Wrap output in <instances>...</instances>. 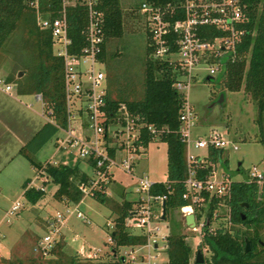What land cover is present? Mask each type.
<instances>
[{
  "label": "trees",
  "instance_id": "trees-1",
  "mask_svg": "<svg viewBox=\"0 0 264 264\" xmlns=\"http://www.w3.org/2000/svg\"><path fill=\"white\" fill-rule=\"evenodd\" d=\"M32 0H0V49L12 45L10 38L17 32L21 23H26L34 36V61L28 67L26 77L16 81H25L19 86L18 94H39L44 110L50 111L52 123L45 122L33 136L19 149L18 153L27 160L35 174H42L56 189L53 197L61 203L77 204L82 198V192L77 185L86 183L88 175L78 169V165H52L49 162H36L34 155L53 138L59 129L65 128V102L62 82V61L52 55L51 36L49 31L41 30L35 23V10L29 4ZM154 5L176 4L180 0H143ZM247 16L244 24L246 30L241 41L237 44L235 57L224 64L219 74L222 86L229 92L240 90L248 96L255 106L256 120L261 125L264 119V0H239ZM38 9L42 13L55 15L60 7V0H37ZM96 8L102 16L101 30L103 34L98 60L105 65L108 59L106 41L119 38L122 33V13L118 0H98ZM67 34L71 39L70 49L76 52L83 43L81 29L85 23V10L81 5L66 8ZM148 36L145 31L144 59L140 78V90H129L128 85H117L114 78H108L106 91L103 96L102 112L109 116L116 112L119 105L138 118L140 122L151 125L158 133L155 139L165 145L166 174L165 182H155L150 190L153 195H166L163 202L164 214L168 210L186 204L181 195L185 192L182 181L185 177V147L180 141L178 130V114L184 97L173 87L174 72L163 61L150 58ZM174 49V45L171 47ZM114 53L113 56H117ZM24 71V70H23ZM24 74V73H23ZM17 75V73H16ZM106 78V75H104ZM9 82H12L10 78ZM13 83V82H12ZM15 83V82H14ZM154 138L146 131H141V144L146 147ZM222 150L208 151V163L216 164L224 175L228 174L227 158H222ZM88 161L87 166L92 167ZM207 166L198 172V178L203 179L209 173ZM240 171V168H238ZM230 173V172H229ZM230 179V174L227 175ZM22 184V199L26 205H33L43 193L32 188L26 189ZM204 208H195L196 220L204 217L200 229V239L196 249L205 250L202 264H264V182L231 180L227 195L209 197L202 192ZM98 204L107 206L109 198L95 192L91 196ZM222 202L228 208L227 222L229 226L213 224V214ZM246 204V207L242 205ZM132 210L129 201L122 200L116 208L112 219L113 227L109 238L113 247L105 260H85L76 255L63 252L62 244L55 243L46 257L39 253L34 258L9 260L0 257V264H128L120 255L118 248L142 246L145 236L133 234L126 228V218ZM109 211V210H108ZM111 217V216H110ZM175 228V227H174ZM244 241L248 250L244 251ZM191 247L185 236L169 229L165 237V261L163 264H195L189 261Z\"/></svg>",
  "mask_w": 264,
  "mask_h": 264
},
{
  "label": "built area",
  "instance_id": "built-area-1",
  "mask_svg": "<svg viewBox=\"0 0 264 264\" xmlns=\"http://www.w3.org/2000/svg\"><path fill=\"white\" fill-rule=\"evenodd\" d=\"M97 3L98 0H60L56 14L50 15L48 12L39 11L37 0L29 2L35 10L37 27L50 33L52 55L62 61L66 125L58 130L60 133L55 138L56 148L58 151L72 154L73 160L93 163L92 167H89L90 173L86 183L77 185L82 197H91L95 192L108 195L107 187L113 180L114 169L133 179V206L125 225L129 232L142 234L146 239L142 246H137L134 250L126 248L121 255L131 263L135 260L136 250L144 248L148 252L165 249L167 233L159 234L158 222L166 195L151 194L150 190L155 182L145 176L132 177V168L145 148L140 140L141 131H146L154 139L158 133L151 125H146L132 116L123 105H119L116 112L109 116L101 110L105 82L103 64L97 58L103 39L102 16L96 8ZM76 4L84 7L85 23L81 29L83 43L76 52H72L71 39L67 34L66 8ZM139 12L143 15L150 58L166 62L171 67L174 72L172 87L183 97L190 82L199 72L204 73L206 80L223 71L224 64L235 57L236 46L246 32L244 24L247 22V16L239 0H180L176 4L166 5L142 1L139 4ZM173 45L174 49H171ZM0 89L8 92L11 87L0 78ZM33 98L41 104L47 122L52 123L50 111L43 109L40 95L33 94ZM193 121L194 114L184 98L178 114L177 133L185 147V177L182 181L185 192L181 198L186 204L179 207L178 211L185 228L200 238L204 217L196 220L195 208L198 209L203 201L201 193H207L209 197L227 195L231 182L227 175L217 170L219 163H208V151H234L236 146L214 130L203 137L192 139ZM190 148L201 150L202 153L192 154ZM207 166L210 167L209 173L199 179L198 172ZM39 175L34 174L35 179L41 183L38 188L31 186L30 181L25 188L43 192L42 183L45 180ZM262 175L254 165L246 170L242 181L258 184ZM77 205L78 203L64 205V210L55 212L48 222L47 231L40 237L37 253L43 257L47 256L58 239L66 215L73 214L74 218L87 223ZM19 208L20 203L14 202L8 214L15 213ZM187 215L193 216L192 227L184 224V217ZM105 225L108 228L113 227L111 221ZM164 229H167L166 226ZM159 242L162 243L160 248ZM198 242L199 240L192 250V261ZM201 253L203 258L205 255L202 250Z\"/></svg>",
  "mask_w": 264,
  "mask_h": 264
},
{
  "label": "rangeland",
  "instance_id": "rangeland-1",
  "mask_svg": "<svg viewBox=\"0 0 264 264\" xmlns=\"http://www.w3.org/2000/svg\"><path fill=\"white\" fill-rule=\"evenodd\" d=\"M142 1L118 0L122 13V33L119 38H111L106 41L105 48L108 59L102 66V71L106 75L104 92L109 77L114 78L118 86L126 84L129 90L133 89L137 92L140 90L145 44L143 15L139 12V4ZM9 42L12 45L3 46L0 49V78L5 83L12 84L14 90L17 91L19 86L25 85V81L16 80L26 77L28 67L31 66L35 58L34 36L28 29V25L21 23ZM114 53H118L117 56H113ZM173 58L175 57L173 56ZM19 72H21L20 77L17 76ZM9 78L13 83L8 81ZM220 96H222V100L218 102ZM184 98L194 114L192 139L203 137L214 130L225 139L229 140L230 138L234 141L236 150L227 149L222 154V158L227 157L230 179L242 181L246 170L255 165L263 174L258 185L264 182V119L260 126L255 122V106L248 96L241 90L239 92L227 91L222 86L219 74L210 80H205L204 73L199 72L190 82L184 93ZM25 101L29 102L37 113L40 112V104L34 102L31 96L25 98ZM41 120L43 121L44 118ZM53 139L54 137L34 155V161L42 163L50 159L49 163L52 165H78L80 161L73 160V155L64 151H61L62 157L56 158ZM54 145L56 144L54 143ZM189 150L192 154L202 153L201 150L192 148ZM238 163L240 171L236 173L234 170ZM81 169L90 173L86 167H81ZM220 169L219 166L217 170ZM165 174V145L157 139H153L144 148L140 158L133 166L132 177L145 176L152 182H165ZM25 175L31 182V186L37 188L40 186V181L35 179L30 171L29 163L21 155L16 156L13 163L0 174V257L9 260L25 261L28 257L34 258L37 254L36 249L40 237L47 231L51 217L56 211L65 209L62 205H73L57 201L52 195L56 187L42 174L39 177L45 180L42 183L43 197L33 205H26L21 197L22 187L20 185ZM129 177L117 169L113 170V181L111 180L107 187L108 195L106 196L109 198L107 206L98 204L86 195L81 198L77 209L86 217L87 223L74 218L73 214L66 215L64 223L66 226H63L62 229L66 227L67 230L65 240L71 249L68 251L70 255L91 261L105 260L109 257L113 244L109 240L108 234L112 228L106 227L105 223L106 221L112 222L114 214H110V209L115 213L122 200L131 202L133 206L131 190L134 182ZM14 202H19L20 208L15 213L8 214ZM204 206L205 203L199 204L200 208H204ZM212 217L213 224L210 229H215L217 226H222V228L229 226L227 222L228 208L222 202H219ZM158 223L159 234H168L169 229H175L176 232L185 236L191 250L200 239L185 228L176 208L168 210L164 214V220H160ZM56 243L61 244L60 233ZM161 246L162 243L159 242L158 248ZM135 248L137 247L131 249ZM164 250H148V252L144 248L136 250L134 252L135 260L128 264H163L165 261ZM75 251L83 254H77ZM124 251L126 248H118L116 255L120 256ZM202 251L206 256L207 252L203 249ZM93 253H95L94 256ZM147 253L149 259H147ZM88 255L91 256L88 257ZM189 261H192V254Z\"/></svg>",
  "mask_w": 264,
  "mask_h": 264
},
{
  "label": "crops",
  "instance_id": "crops-1",
  "mask_svg": "<svg viewBox=\"0 0 264 264\" xmlns=\"http://www.w3.org/2000/svg\"><path fill=\"white\" fill-rule=\"evenodd\" d=\"M11 89L8 92H4L0 89V174L8 168L11 163H13L14 158L19 155L18 151L32 136L33 134L45 123L47 119L43 113L42 106L40 104V112L37 113L33 106L25 101V98L33 95H22L18 94L17 91L14 90L12 84H9ZM34 102H37L34 100ZM41 118L44 120L42 121ZM60 132H57L53 139V147L54 154L56 158L62 157L61 151H58L55 143V138L59 135ZM227 140V139H226ZM230 142L234 143L232 139L229 138ZM39 152V151H38ZM227 158V157H226ZM48 159L45 162H49ZM239 163L237 164V168L234 172L238 173ZM30 167V171L32 175L35 174L34 170ZM81 167H86L89 172L90 169L85 162L80 161L78 163V169L88 175L89 173L84 172ZM221 168V167H220ZM222 171V169H220ZM228 170V167H227ZM130 178V177H129ZM25 181H29V179L25 177L22 179V184ZM113 181V180H112ZM22 197V192H21ZM64 206V205H62ZM108 222V221H106ZM66 226V225H64ZM66 227L61 230V244L63 252L69 254L68 251L71 249L67 246V242L65 240ZM104 244V243H103ZM73 251V250H72ZM77 254H83L82 252H77Z\"/></svg>",
  "mask_w": 264,
  "mask_h": 264
},
{
  "label": "water",
  "instance_id": "water-1",
  "mask_svg": "<svg viewBox=\"0 0 264 264\" xmlns=\"http://www.w3.org/2000/svg\"><path fill=\"white\" fill-rule=\"evenodd\" d=\"M17 76L20 77L21 76V72H19ZM206 80H210V79H206ZM221 100H222V96L219 97L218 102H221ZM242 206L243 207H246V204H243ZM160 220L161 221L164 220V208H163V204H162V207H161ZM184 224L187 227H192L194 225L193 216L192 215L185 216L184 217ZM247 250H248V243H247V241H244V251L246 252ZM193 262L195 264H202L203 263L202 253H201V250L200 249H196L195 250Z\"/></svg>",
  "mask_w": 264,
  "mask_h": 264
}]
</instances>
